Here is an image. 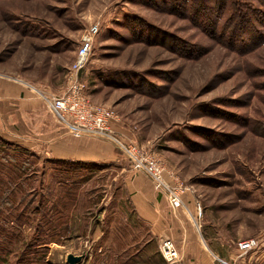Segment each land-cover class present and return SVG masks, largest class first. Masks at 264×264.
<instances>
[{
  "label": "rangeland",
  "instance_id": "374dc122",
  "mask_svg": "<svg viewBox=\"0 0 264 264\" xmlns=\"http://www.w3.org/2000/svg\"><path fill=\"white\" fill-rule=\"evenodd\" d=\"M199 1L0 0V80L16 83L22 99L17 110L15 94L0 107L4 259L70 264L72 253L81 256L73 264H166L159 233L179 243L187 224L208 253L198 264L219 255L264 264V39H234L218 0ZM92 23L98 32L78 73L84 93L115 111L119 135L190 186L187 204L202 207L191 209L196 218L174 210L110 141L69 132L33 90H66ZM254 25L264 35L263 22ZM48 118L102 155L54 158L33 142ZM248 237L258 244L240 254L237 242Z\"/></svg>",
  "mask_w": 264,
  "mask_h": 264
},
{
  "label": "built area",
  "instance_id": "2783aa9c",
  "mask_svg": "<svg viewBox=\"0 0 264 264\" xmlns=\"http://www.w3.org/2000/svg\"><path fill=\"white\" fill-rule=\"evenodd\" d=\"M98 32V24L92 23L81 35L80 44L70 66V79L66 90L60 95H53L33 88L42 98V101L53 113L56 119L74 135H95L110 141L130 161L139 172L144 173L159 189L174 209H185L191 217V209L201 215L200 201L193 202L192 208L187 204L190 186L173 177L164 162L153 152L142 145L119 135L111 127V121L116 118V113L109 107L91 102L84 93V84L78 78V73L88 61L94 37ZM258 244L256 237H248L237 242L240 254L253 249ZM158 250L164 261L168 264L180 260V251L171 237L162 235L158 241ZM214 264H239L232 260L215 257Z\"/></svg>",
  "mask_w": 264,
  "mask_h": 264
},
{
  "label": "crops",
  "instance_id": "0c3cea01",
  "mask_svg": "<svg viewBox=\"0 0 264 264\" xmlns=\"http://www.w3.org/2000/svg\"><path fill=\"white\" fill-rule=\"evenodd\" d=\"M5 84L6 88L2 89L1 87ZM17 86L18 85H16V83L10 84L0 80L1 112H3V110H7L6 106L9 101H13V94H15V102H17V106H15V109L17 110V108L22 104V99L20 97L21 89ZM26 91L27 90L24 89L22 92L24 96L28 94L26 93ZM16 115H18V112L16 113ZM47 122L48 123L46 128L38 131L39 133L34 136L33 142H37L42 147L46 148L48 153H50V155H52L54 158L74 161H87L92 158H99L98 156L102 155H100L99 151L97 150V145H95L96 143L92 140H88L86 137L71 136L64 129L56 125L51 118H48ZM92 154H97L98 156L94 157L92 156ZM183 210L188 214L185 209ZM189 216L191 217V215ZM186 226L182 225V231L179 234V243H177L171 237L176 243L178 250L180 251V260L173 264H198L201 260H204V258H208V253L204 250V247H202L199 241L200 239H194V236L191 235V229H188ZM162 235L170 237L164 231L159 233V238ZM209 252L211 253V251ZM221 257L227 259L224 256Z\"/></svg>",
  "mask_w": 264,
  "mask_h": 264
},
{
  "label": "trees",
  "instance_id": "16d2710c",
  "mask_svg": "<svg viewBox=\"0 0 264 264\" xmlns=\"http://www.w3.org/2000/svg\"><path fill=\"white\" fill-rule=\"evenodd\" d=\"M199 1V0H198ZM218 0L217 2V9L220 13V18L226 16L223 20V24L228 29L229 34L231 37L235 39V36H240L243 32L247 33L248 37L242 38V40L252 41L250 44H255L259 42L261 39H264V35L261 34H254V21L256 20L259 23L263 22L264 25V1L263 0ZM198 5L203 7V3L199 1ZM263 6L262 8H259ZM257 31V30H256ZM257 33V32H256ZM254 34V35H253ZM0 183H2L0 179ZM6 191H10L9 186H5ZM7 198V196H4ZM0 202H3V197L1 196L0 190ZM3 215L2 211L0 210V218ZM54 230L58 228L53 227ZM7 232L6 227L0 225V264H17L19 260H12L7 261L2 257V252L5 249L3 246L4 244L8 243L9 240L7 239ZM2 239V240H1ZM29 259H26V261Z\"/></svg>",
  "mask_w": 264,
  "mask_h": 264
},
{
  "label": "water",
  "instance_id": "95a60500",
  "mask_svg": "<svg viewBox=\"0 0 264 264\" xmlns=\"http://www.w3.org/2000/svg\"><path fill=\"white\" fill-rule=\"evenodd\" d=\"M80 258H81L80 255H75V254H72V253H69V254L67 255V261H68L70 264H73L74 262L78 261Z\"/></svg>",
  "mask_w": 264,
  "mask_h": 264
}]
</instances>
